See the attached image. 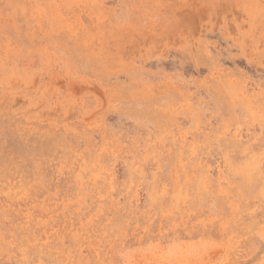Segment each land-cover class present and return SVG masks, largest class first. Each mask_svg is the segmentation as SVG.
I'll return each mask as SVG.
<instances>
[{
  "label": "rangeland",
  "instance_id": "rangeland-1",
  "mask_svg": "<svg viewBox=\"0 0 264 264\" xmlns=\"http://www.w3.org/2000/svg\"><path fill=\"white\" fill-rule=\"evenodd\" d=\"M0 264H264V0H0Z\"/></svg>",
  "mask_w": 264,
  "mask_h": 264
}]
</instances>
